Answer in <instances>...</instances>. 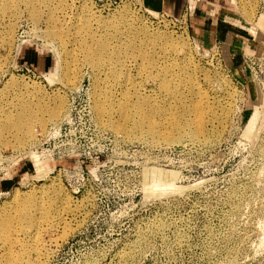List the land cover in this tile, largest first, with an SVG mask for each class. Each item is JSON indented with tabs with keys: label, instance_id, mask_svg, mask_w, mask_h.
<instances>
[{
	"label": "rangeland",
	"instance_id": "1",
	"mask_svg": "<svg viewBox=\"0 0 264 264\" xmlns=\"http://www.w3.org/2000/svg\"><path fill=\"white\" fill-rule=\"evenodd\" d=\"M238 2L252 44L226 53L141 0H0V126L62 101L0 134V264L3 235L16 264H264V30Z\"/></svg>",
	"mask_w": 264,
	"mask_h": 264
},
{
	"label": "crops",
	"instance_id": "2",
	"mask_svg": "<svg viewBox=\"0 0 264 264\" xmlns=\"http://www.w3.org/2000/svg\"><path fill=\"white\" fill-rule=\"evenodd\" d=\"M205 1H209L211 6L205 5ZM141 2L155 12H167L175 16L186 13L189 32L202 48L220 44L224 52L229 53L243 44H252L242 36L249 33L247 28H244L247 24L243 28L240 27L244 22L233 11L231 0H141Z\"/></svg>",
	"mask_w": 264,
	"mask_h": 264
},
{
	"label": "bare ground",
	"instance_id": "3",
	"mask_svg": "<svg viewBox=\"0 0 264 264\" xmlns=\"http://www.w3.org/2000/svg\"><path fill=\"white\" fill-rule=\"evenodd\" d=\"M38 1L39 0H14L15 3L29 4L31 8L32 5H35V3H38ZM257 17L258 19H256V25L251 29L260 27L261 30H264L263 28L264 16L261 15ZM97 56L99 60L102 59L101 52L97 54ZM61 109H62V101L58 99L55 101L54 107L49 111L48 118L46 119L38 117L36 114L32 113L31 111H28V113H26L22 109H20V111H16L14 114H7V119H6L7 124L4 126H0V134L6 131L17 144L26 143L27 141H30L34 137L35 128H39V130L42 131L48 121L57 120V118L60 115ZM95 111L98 114H101L103 112V106L101 105L100 97H98L95 100ZM202 133H203L202 123L195 124L193 129V135L195 137H198V135ZM20 214L24 216L23 210L20 211ZM3 237L8 247V252L5 255V264H16L18 262V258L11 252V249H9L13 244L12 238L10 236L8 238L6 235H3ZM33 241L34 243L32 242L31 246L34 248V250H36L38 243L36 240Z\"/></svg>",
	"mask_w": 264,
	"mask_h": 264
},
{
	"label": "built area",
	"instance_id": "4",
	"mask_svg": "<svg viewBox=\"0 0 264 264\" xmlns=\"http://www.w3.org/2000/svg\"><path fill=\"white\" fill-rule=\"evenodd\" d=\"M231 1H233V3H235V4H238L239 3L238 1H248V0H231ZM253 2H255V14L257 16H261V15L264 16V0H253ZM205 5L211 6V3L209 1H205ZM184 16H186V14H184ZM184 16L180 17V19L184 18ZM177 19H176V21L180 20V19H178V20ZM260 44H264V41L261 42Z\"/></svg>",
	"mask_w": 264,
	"mask_h": 264
}]
</instances>
